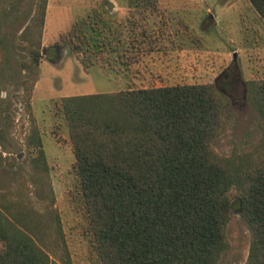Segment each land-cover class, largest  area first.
<instances>
[{"label":"rangeland","instance_id":"rangeland-1","mask_svg":"<svg viewBox=\"0 0 264 264\" xmlns=\"http://www.w3.org/2000/svg\"><path fill=\"white\" fill-rule=\"evenodd\" d=\"M99 12L125 47L119 41L116 52L71 50L68 33L76 26L90 34ZM145 26L153 30L152 49L138 37ZM37 41L41 56L34 64ZM263 77L264 20L250 0H0V209L21 218L58 264H100L81 214L61 97L212 82L229 98L214 146L227 157L245 156L261 135L248 83ZM36 133L45 164L33 163ZM233 209L216 264L248 258L250 232Z\"/></svg>","mask_w":264,"mask_h":264},{"label":"trees","instance_id":"trees-1","mask_svg":"<svg viewBox=\"0 0 264 264\" xmlns=\"http://www.w3.org/2000/svg\"><path fill=\"white\" fill-rule=\"evenodd\" d=\"M250 2L264 20V0ZM89 26L90 34L76 26L68 33L71 50L125 47L106 14L97 13ZM129 28L133 34L135 26ZM140 32L142 45L152 49L151 27ZM31 55L37 64L38 41ZM248 96L260 139L245 156L228 157L214 140L229 98L212 82L61 97L81 214L100 264H216L235 205L250 232L245 264H264V77L249 81ZM31 143L33 163L45 164L37 133ZM6 211L0 209V264H58L25 222Z\"/></svg>","mask_w":264,"mask_h":264},{"label":"built area","instance_id":"built-area-1","mask_svg":"<svg viewBox=\"0 0 264 264\" xmlns=\"http://www.w3.org/2000/svg\"><path fill=\"white\" fill-rule=\"evenodd\" d=\"M5 93L3 91H0V95H4Z\"/></svg>","mask_w":264,"mask_h":264},{"label":"water","instance_id":"water-1","mask_svg":"<svg viewBox=\"0 0 264 264\" xmlns=\"http://www.w3.org/2000/svg\"><path fill=\"white\" fill-rule=\"evenodd\" d=\"M43 51H44V49H42V53H43ZM234 56H235V54H234Z\"/></svg>","mask_w":264,"mask_h":264}]
</instances>
